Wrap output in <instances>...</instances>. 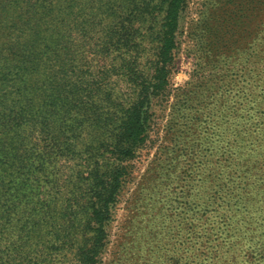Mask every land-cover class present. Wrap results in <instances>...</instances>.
Instances as JSON below:
<instances>
[{"label":"trees","instance_id":"trees-1","mask_svg":"<svg viewBox=\"0 0 264 264\" xmlns=\"http://www.w3.org/2000/svg\"><path fill=\"white\" fill-rule=\"evenodd\" d=\"M183 2L0 0V264L98 263Z\"/></svg>","mask_w":264,"mask_h":264},{"label":"rangeland","instance_id":"rangeland-1","mask_svg":"<svg viewBox=\"0 0 264 264\" xmlns=\"http://www.w3.org/2000/svg\"><path fill=\"white\" fill-rule=\"evenodd\" d=\"M175 41L97 264H264V0H184Z\"/></svg>","mask_w":264,"mask_h":264}]
</instances>
